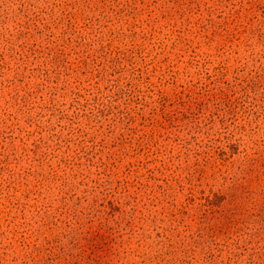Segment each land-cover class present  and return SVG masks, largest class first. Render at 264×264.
<instances>
[{
    "label": "rangeland",
    "instance_id": "1",
    "mask_svg": "<svg viewBox=\"0 0 264 264\" xmlns=\"http://www.w3.org/2000/svg\"><path fill=\"white\" fill-rule=\"evenodd\" d=\"M0 264H264V0H0Z\"/></svg>",
    "mask_w": 264,
    "mask_h": 264
}]
</instances>
